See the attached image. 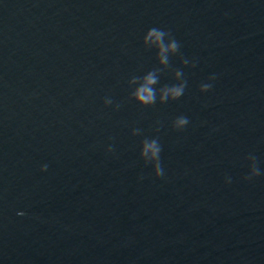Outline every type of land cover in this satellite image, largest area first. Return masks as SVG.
Instances as JSON below:
<instances>
[{"label":"water","instance_id":"obj_1","mask_svg":"<svg viewBox=\"0 0 264 264\" xmlns=\"http://www.w3.org/2000/svg\"><path fill=\"white\" fill-rule=\"evenodd\" d=\"M0 264H264V0H0Z\"/></svg>","mask_w":264,"mask_h":264},{"label":"clouds","instance_id":"obj_2","mask_svg":"<svg viewBox=\"0 0 264 264\" xmlns=\"http://www.w3.org/2000/svg\"><path fill=\"white\" fill-rule=\"evenodd\" d=\"M167 38V42H166ZM143 43L148 48L157 49V59L160 65L167 67L169 65V57L175 55L179 51V42L172 37L170 32L164 31L160 28H150L143 37ZM184 64H188V60L183 61ZM194 66V65H193ZM160 69L149 71L143 77H133L130 81V85H137L132 92V98L142 106H151L156 103L157 94H159L160 103H166L169 100H178L184 94L187 86V81L182 80L183 73L179 70L175 72V79L181 81L174 85H164L163 87H155L159 83L158 72ZM213 79V77H210ZM212 85L203 83L200 86L201 92H208ZM106 104H110V100L105 101ZM189 123V119L186 116H179L173 121V128L177 131L184 129ZM134 135L138 132L134 131ZM111 151V148H109ZM161 151L162 146L158 139L145 138L141 142L140 157L146 165L151 164L153 167L154 174L157 178L164 175V171L161 164ZM251 161L250 174L245 179L251 180L253 177L259 176L260 170L256 164V157L249 156ZM47 165H44L41 169L46 170ZM23 215V213H21Z\"/></svg>","mask_w":264,"mask_h":264}]
</instances>
